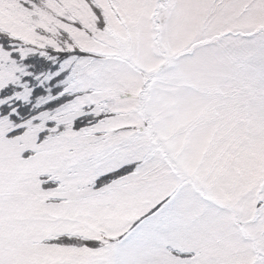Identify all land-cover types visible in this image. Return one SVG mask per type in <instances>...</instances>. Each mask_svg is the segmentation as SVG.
<instances>
[{
    "label": "snow or ice",
    "instance_id": "obj_1",
    "mask_svg": "<svg viewBox=\"0 0 264 264\" xmlns=\"http://www.w3.org/2000/svg\"><path fill=\"white\" fill-rule=\"evenodd\" d=\"M0 264H264V0H0Z\"/></svg>",
    "mask_w": 264,
    "mask_h": 264
}]
</instances>
